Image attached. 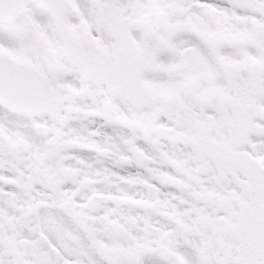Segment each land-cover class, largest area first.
Returning a JSON list of instances; mask_svg holds the SVG:
<instances>
[{
	"label": "snow or ice",
	"instance_id": "obj_1",
	"mask_svg": "<svg viewBox=\"0 0 264 264\" xmlns=\"http://www.w3.org/2000/svg\"><path fill=\"white\" fill-rule=\"evenodd\" d=\"M0 264H264V0H0Z\"/></svg>",
	"mask_w": 264,
	"mask_h": 264
}]
</instances>
